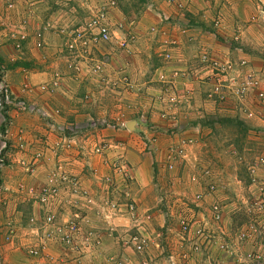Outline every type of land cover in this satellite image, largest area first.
Wrapping results in <instances>:
<instances>
[{
  "label": "crops",
  "instance_id": "0c3cea01",
  "mask_svg": "<svg viewBox=\"0 0 264 264\" xmlns=\"http://www.w3.org/2000/svg\"><path fill=\"white\" fill-rule=\"evenodd\" d=\"M178 2L144 0L140 9L136 7L138 13L135 19L131 17L125 19V23L120 22L122 26L127 25L129 29L140 31L143 40L136 44L135 48L138 52H132L134 43L125 50L110 43L102 44L101 48H98L99 53L95 57L101 58L104 54L109 56L106 72L108 71L107 75L110 73V78L111 75L113 77L126 75L136 78L139 83L140 92L137 93L139 98L133 97L135 99L133 103L126 101L117 105L113 104L114 101L111 102V98L105 100V97H102L104 104L110 103L113 107L111 111L121 107L120 110L124 111L123 120L126 128L111 129V126L100 125L97 114L103 113L105 108L99 104L101 100L97 99L99 89L104 87V83L99 80V74L89 72L87 63H83L82 69L76 74L66 67L69 56L59 46L60 38L56 27L60 26L69 15L55 4V0H34L29 17V33L32 35L39 30L43 33L45 46L35 48L42 57L43 65H40L35 74L31 70L26 72L22 70L23 68L17 67L6 69L5 74L15 93L19 92L21 88L19 82L24 81V76L27 77L26 79H34H30L31 82H40L52 81L56 74L59 75L56 78L58 85L55 88H48L47 92L44 91L41 94H37L36 90L35 95L28 96L35 99L49 116L46 118L49 126L46 128L49 155L44 167L37 170L39 172L35 176L34 183L44 181L45 172L47 174L55 161V144L64 139L70 140L69 147L63 149V157L69 172L79 178L89 192L97 195L101 188L99 177L110 172L109 165L105 161L117 153L124 154L134 177V181L129 184V192L137 201L140 210H147L152 215L145 229L150 237L146 254L151 259V264H171V259L179 264V253L187 251L188 245L178 238V219L181 215L189 214L188 208L192 207V205L189 207L183 205L181 199L184 196L189 198L201 188L198 183L188 182L187 175L191 170L187 166L183 171L180 167L166 171L160 165H156L159 154L167 143L178 141L174 139L175 136L169 134L167 136L162 131L154 146L151 148L146 146L144 135L150 134L145 128L148 115L152 114L154 118L152 120L156 125H163L165 128L174 125V122L169 123L158 119V109L162 105L160 102L153 101L152 96L160 93L162 85L154 81L155 72L160 67L165 71H172L183 65L191 67L197 60L199 61V55H195L198 50L210 52L218 59L247 61L255 69L264 70V0H192L188 2L179 0ZM151 28H155L156 31H151ZM152 46L158 47V56L150 51L153 49ZM162 48H168L171 54L170 59L163 57ZM141 49L145 52L139 53ZM186 83L193 90L191 106L190 108L179 107L178 114L192 116L202 113V110L197 108L204 109L207 115L215 113L213 107L215 105L205 99L206 85L196 77L190 78ZM177 86L182 89L184 83L178 79ZM129 106L132 107L128 109ZM177 119L181 123L180 129L187 131L185 134L194 139V143L187 148L188 158L193 152L194 156L189 158L190 160L194 161L196 155L199 157V154H202L204 158L219 164L216 169L222 172V180L226 182L220 184L215 197L226 204L220 229L230 237V233L242 218L235 208L241 201L240 191L242 188L245 189L246 181L237 179L235 169H238L230 157L224 153L231 149L234 153L237 149L235 150L232 143L228 144V136L216 132L217 127L214 126L216 121L201 127L199 122L184 121L180 117ZM130 122H133L131 128L128 127ZM221 122H217L219 128ZM243 122L247 123L248 119H244ZM249 124L259 127L258 129L264 128V121L261 120H254ZM189 127L194 129L198 127L199 132L195 129L191 135L188 133ZM100 141L110 143L108 155L93 152L94 145ZM203 146L205 149L202 151ZM219 155L223 156L219 157ZM231 164H234V167H231ZM18 179V171H14V175H9L5 169L2 175L5 186L10 183V186L15 188ZM211 201L210 197L202 202L203 204L197 208L196 215L200 216L206 212ZM31 207L36 213L37 209L33 202ZM57 211L58 216L63 218H68L73 213H82L76 208L65 205ZM114 223L118 225V228H124L129 224V219L122 216L115 218ZM96 225L102 227L103 222L98 220ZM103 239V253H111L126 261H137L131 249L122 247L113 235H105ZM50 252L61 258L69 257L68 253H65L58 245H54ZM6 255L4 258L8 261L7 264H34L31 260L19 262L20 254L17 248L12 250L9 257ZM204 255L203 251L194 254V258L189 261L190 264L201 263L204 261ZM209 256L212 259L218 258L222 264L234 262V259L225 257L214 248L211 249ZM95 262L96 258H89L81 264H95Z\"/></svg>",
  "mask_w": 264,
  "mask_h": 264
},
{
  "label": "built area",
  "instance_id": "2783aa9c",
  "mask_svg": "<svg viewBox=\"0 0 264 264\" xmlns=\"http://www.w3.org/2000/svg\"><path fill=\"white\" fill-rule=\"evenodd\" d=\"M171 3L177 0H168ZM192 1V0H182ZM179 3V2H178ZM108 8L100 5L90 9V18L83 24L59 28V33L63 37V47L67 51L69 59L67 66L73 73H79L82 64L87 63L89 72L104 74L105 66L108 64L109 56L103 55L101 58L95 57L100 44L111 42V25L107 18ZM35 45L42 46L43 33H35ZM121 48H125L127 40L118 39ZM165 59H170L168 53L163 55ZM90 63V65H89ZM242 64L245 62L242 61ZM231 61H222L218 58H209L206 54L199 56L198 64L188 67L183 65L176 67L172 73H157V81L162 85L160 93L156 95L155 102H160L162 107L158 115L161 120L168 122L175 119L170 109L190 106L193 90L188 87L187 81L196 77L206 85L207 97H214L225 100L223 90L230 89L231 79H228L227 72L231 68ZM208 68L210 72L205 77L199 78V68ZM202 69V70H203ZM3 71L0 69V99L1 103L10 104L12 102V91L3 78ZM56 74L55 79L45 82L42 88H55L58 85ZM119 78V77H118ZM180 79L184 86L178 87ZM111 80V79H110ZM116 80V79H115ZM112 80L114 86L116 81ZM126 86L130 87L134 83L128 76L122 75ZM262 87V88H260ZM257 89L259 99L264 98V75L257 76L255 72L245 73L238 90L235 94L244 93L245 90ZM24 102H18V105ZM263 107V106H261ZM260 113V111H255ZM256 115V114H255ZM114 125L118 128H126L125 121H117ZM5 123V129H6ZM149 135H144L146 146L151 148L157 142L158 135L164 131L168 136H176L175 126L166 127L163 125L149 124L146 127ZM2 140L3 137L1 136ZM194 143L193 137H181L176 143H167L163 148L158 165L166 171L180 167L181 171L186 166L191 172L187 175L190 183H198L201 188L192 195L189 214L179 217L178 238L188 245L187 251L179 253V264H190L194 254L204 252V261L197 264H222L218 258L212 259L211 249L224 254L227 258L234 259L233 264H264V175L260 168H264V155L254 158L252 164L247 169L248 184L246 197L241 199L242 222L238 223L229 235H226L221 228L226 204L215 197L219 190V183L213 174V170L208 165L195 164L188 158L187 148ZM70 140L57 142L55 150L59 152L56 161L45 175L43 183H39L30 189L31 199L37 209L38 221L32 223V237L28 244V257L34 264H81L85 259L96 258L95 264H151V259L147 256V249L150 237L146 234V226L151 221L152 215L146 210H140L137 201L129 192V184L134 181L132 169L126 161L124 154L117 153L110 157L105 163L109 165L110 172L103 175V185L108 188L106 194L100 195L89 192L80 182L79 178L69 172V168L60 153H64V148H68ZM6 142H1V151L5 148ZM58 146V147H57ZM110 143L100 141L93 147V152L99 155H108ZM65 149V150H66ZM59 155V156H58ZM4 155H0V166L3 165ZM40 156V154H36ZM63 160V161H62ZM191 164V165H190ZM105 190V189H104ZM212 198L206 212L197 216L199 208L207 198ZM76 208L82 213H73L68 218L58 216L57 209L61 206ZM194 210V211H193ZM235 210H240L236 207ZM206 213V214H205ZM125 216L129 219V224L117 229L115 218ZM103 222V226L96 225V221ZM113 235L122 247L131 249L137 257V261H126L111 253H103L104 237ZM17 237V236H16ZM60 246L68 258L55 256L50 252L54 246ZM217 259V260H216ZM216 260V261H215ZM219 261V262H218ZM171 264L176 261L171 259ZM218 262V263H216ZM1 264V260H0Z\"/></svg>",
  "mask_w": 264,
  "mask_h": 264
},
{
  "label": "rangeland",
  "instance_id": "374dc122",
  "mask_svg": "<svg viewBox=\"0 0 264 264\" xmlns=\"http://www.w3.org/2000/svg\"><path fill=\"white\" fill-rule=\"evenodd\" d=\"M33 2L34 0H0V69L3 71L4 75L2 76L12 91L13 97L10 104H4L3 102L1 103L0 99V151L1 142L3 140L6 142L5 148L2 150V152H0V155H4L3 165L0 166V210L2 209L0 213L1 264L8 263L4 257L6 254H8L6 256L9 257L14 248H17L20 254L19 262H27V260H30L28 257V244L32 237V223H36V221H38L36 218V213L32 211L33 209L31 204L33 201L30 196V189L37 185V183L33 182L35 176L39 172L37 170L41 167H44L47 155H49V143L48 138L46 137V128L49 127L46 118L49 116L46 114L44 109L38 105L39 103H37L35 99L28 96L35 95L36 90L37 94L44 93V91L47 92L48 88L44 90L42 85L43 83H48L50 81L42 80L40 82H31L30 79L32 78L26 79L27 77L24 76V81L19 82L21 83V88L19 87V92L21 94H19V92L15 93L12 90L10 81L5 75L6 69L9 70L15 67L23 68L22 70L26 72L31 70V72L35 74L36 70L40 68V65H43L42 57L35 49L40 48L35 45L36 32L32 35L29 33V17L33 8ZM55 2L58 7L63 9L66 15H69L64 19V22L61 23L60 26L56 27L58 36L60 38L59 46L66 54L67 51L63 47L64 40L62 34L58 31L59 28L67 26V28L70 29V26L83 24L90 18V9H94L96 6L100 5L108 8L107 21L110 23L112 30L110 44L118 45L120 47L119 49L125 50L129 49V46L134 43L135 46L132 48V52H138L135 48L136 44H139V42L143 40L140 31L138 30L137 32L132 28L129 29L127 25L122 26L120 25V22H124L126 21L125 19H130L131 17L135 19V16H137L136 14L138 13L136 7L140 9L144 0H101V2L99 0H55ZM151 31L154 32L156 30L155 28H151ZM121 38H125L127 40V45L125 48H121L119 45L118 39ZM101 45L102 44L99 45V48H101ZM43 46H45V44L42 42L41 47ZM152 48L153 49L150 48V51L158 56V47L152 46ZM144 49H141L142 51L139 53H144ZM162 49L164 54L168 53L171 57V54L167 50L168 48ZM202 54H206L209 58H217L205 50H198L197 54L195 55L200 56ZM194 58L197 59L196 57ZM221 60L225 61L226 59ZM227 60H230L232 65L226 75L228 76L227 80L231 79L229 84L231 85V88L224 89L222 91L224 94V99H226L223 101L214 97H207L205 95V99L215 105L213 106L215 113L207 115L204 113V109L197 108V110H202V113H197V115L192 116L186 114L180 116V114H178L179 111L172 108L169 110V112L172 111V115L175 116V119H169L168 122H174V125L169 127L171 128L175 126L177 129V135L174 137V139L179 140L181 137L187 136L185 134L187 131L184 132L182 129H180L181 123L177 121V117H180L184 121H193L195 123L199 122L201 127L202 125H210L209 123L216 121V125H214L217 127L216 132H218V134L222 133L223 136H228V144L232 143L235 150L237 149L234 151L235 154L231 152V149L228 150L227 153H224V155L229 156L230 160H232L237 167L238 170L235 169V176L237 179L239 178V180L243 182L246 181L245 189H240L241 194L239 198L243 199L246 197L248 184V174L246 167L252 164L255 157L261 154L264 155V128L258 129L259 127L249 124L254 120L264 121V98L259 99L260 97L258 98L257 96V89L254 88L251 90H245V92L241 94L238 93V95L235 94L234 90H238L240 88V83L245 73L248 71H253L255 72V75L260 76L264 75V70L255 69L247 61H244L245 63L242 64L241 62L243 60H239L238 62L232 61L231 59ZM197 64L198 60L192 66ZM107 65L105 66L104 74L98 75L99 80L104 83V87L99 89L100 93H97V99L101 100L99 101V104H101L105 110L103 113L97 114V117L100 118V125L111 126L112 129L117 127L114 125L117 121H121L123 119L124 111L120 110L121 107L119 106L117 110L111 111L113 107L110 106V103L104 104V99L106 100L107 98H111V102L114 101L113 104L117 105L126 101L133 103L135 99L139 98L137 93L140 92V88L136 78L128 76V80L132 79L134 82L130 87L126 86L125 82L121 80L122 76H118V78L111 75L110 78V73L107 75L108 71L106 72L108 67ZM202 69L203 68L198 69L199 78L205 77L210 72V69L207 67L203 70ZM163 71L166 72V74L172 73V71H165L162 67H160L155 72L154 81H157L158 79L157 73ZM113 79H116V84L114 86L111 84ZM114 87H116V89H113ZM102 97L105 98L103 99ZM155 97L156 96L154 95L152 96L153 101H155ZM19 101H23L24 104H22V106L18 105ZM153 101L151 102L152 104L154 103ZM151 103H149V105H151ZM190 106L184 105L185 108H190ZM131 107L132 106H129L128 109ZM153 110H155V108ZM255 111H260V113H255ZM148 116L149 117L147 118V121L148 119L149 121H145L146 127H148L150 123H154L152 120L154 119L152 114ZM158 119L161 120L160 117H158ZM244 119H248V124L243 122ZM219 121L221 122L220 128L219 125H217V122ZM5 123L7 125L6 129L4 127ZM197 128L195 129L199 132ZM189 129L190 131H188V133L193 135V132H195L194 127H189ZM1 136L3 137V140ZM206 147L208 146L206 145ZM204 149L205 146L202 147V151ZM59 152L54 150L55 161ZM38 153L40 156H36ZM60 154L64 156L63 152ZM63 156H60L59 159L64 158ZM193 156V152H191L189 158ZM222 156L223 155H219V157ZM160 157L161 154H159V159ZM63 162H65V160ZM195 164L210 166L219 185L222 183L225 184L226 181L222 180V172L220 173L216 169V167H219V164L217 165L213 160L204 158L202 154H199V157L198 155L195 156ZM234 164H231V167H234ZM156 165H158V163ZM5 169H7L9 175H14V171H18L19 179L15 185V188L10 186V183L7 184V186L4 185L2 181V175L4 174ZM260 169L261 171L259 172L264 175V168ZM103 175L99 177V183L101 186L99 189V194L104 196L108 188H105L103 185ZM190 197L188 198L184 196L183 199H181V203L187 207L191 206L192 196ZM238 203L239 205L236 204V207H240V210L237 211L241 214L243 206L241 202ZM193 207L194 206L192 205L190 208ZM243 216L240 220V223L244 219ZM238 221L239 220H237V222ZM117 229L119 228L117 227Z\"/></svg>",
  "mask_w": 264,
  "mask_h": 264
},
{
  "label": "water",
  "instance_id": "95a60500",
  "mask_svg": "<svg viewBox=\"0 0 264 264\" xmlns=\"http://www.w3.org/2000/svg\"><path fill=\"white\" fill-rule=\"evenodd\" d=\"M131 123H133V122H130V124H128V127H130V128H131Z\"/></svg>",
  "mask_w": 264,
  "mask_h": 264
}]
</instances>
